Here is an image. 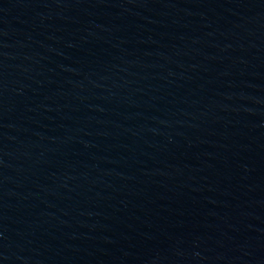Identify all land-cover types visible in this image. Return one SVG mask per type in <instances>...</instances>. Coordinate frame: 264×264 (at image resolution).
Masks as SVG:
<instances>
[{
  "label": "water",
  "instance_id": "obj_1",
  "mask_svg": "<svg viewBox=\"0 0 264 264\" xmlns=\"http://www.w3.org/2000/svg\"><path fill=\"white\" fill-rule=\"evenodd\" d=\"M0 264H264V0H0Z\"/></svg>",
  "mask_w": 264,
  "mask_h": 264
}]
</instances>
